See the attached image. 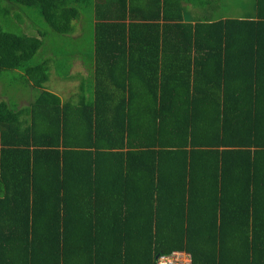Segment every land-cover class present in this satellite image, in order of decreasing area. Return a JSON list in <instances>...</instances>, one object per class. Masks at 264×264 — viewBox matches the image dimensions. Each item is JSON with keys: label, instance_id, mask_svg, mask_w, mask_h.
<instances>
[{"label": "trees", "instance_id": "16d2710c", "mask_svg": "<svg viewBox=\"0 0 264 264\" xmlns=\"http://www.w3.org/2000/svg\"><path fill=\"white\" fill-rule=\"evenodd\" d=\"M251 3L227 18L212 0H0V264H264V0ZM76 56L88 76L63 102L44 85Z\"/></svg>", "mask_w": 264, "mask_h": 264}, {"label": "rangeland", "instance_id": "374dc122", "mask_svg": "<svg viewBox=\"0 0 264 264\" xmlns=\"http://www.w3.org/2000/svg\"><path fill=\"white\" fill-rule=\"evenodd\" d=\"M218 2H220L219 6L222 7V11L220 13L219 10V6L217 5ZM212 0V6L214 5V7L216 9H218V13L217 10L215 12V15H218V17L220 15H225L227 18H245L246 16L250 15L251 10L253 12V5L251 3V0ZM217 5V6H216ZM9 10H11L12 15H14L15 13H18L14 8L9 6ZM19 14V13H18ZM194 14H197V16H203L202 11L200 10H196L194 12ZM21 16V21L19 23H21V27L24 31V33L27 36L30 37H35L37 39H41V35L38 33V31H43L41 30V27L36 25L35 22L29 18L28 16H26V14H24L23 12L20 13ZM35 24V25H34ZM72 27L75 30V34L71 37L70 41H72L73 43L80 39L82 37V29L84 27V23L83 22H74L72 23ZM52 35H50L51 38ZM80 47H83L85 45V42L83 40V38L80 39V41L78 42ZM49 45V40L47 39L44 42V46L42 49H47L45 52V57H47L48 55L51 54L50 49L48 47ZM48 47V48H47ZM64 47V46H61ZM42 49L40 51H42ZM58 52V50L56 51ZM61 52H73L72 50H70L69 48H66L65 50H59L58 54H60ZM53 61H55V58L52 57ZM51 68H52V72L49 75L48 81L45 83L44 88L46 91L53 93L54 95H57L61 98V100L63 102H67V100H76V96L79 94V87H80V83L82 82V80H84L85 78H87L88 73L86 68L83 66V61L78 57H74L72 60V68L70 70L69 73V80H63V78L61 77H57L55 75V69H56V64H50ZM75 77V78H74ZM26 78H28L26 76ZM29 80V79H28ZM35 79L30 81L29 80V86L30 89L32 87H36L35 84ZM24 85L20 84V86L17 87L19 94H18V103L20 104V107L23 106H29V104L33 101V91L31 89V91L27 88L26 90H24L23 88ZM2 85L0 84V101L1 100H6V96H2L1 93L2 91ZM15 90L12 88L8 89V95L11 96H15Z\"/></svg>", "mask_w": 264, "mask_h": 264}, {"label": "built area", "instance_id": "2783aa9c", "mask_svg": "<svg viewBox=\"0 0 264 264\" xmlns=\"http://www.w3.org/2000/svg\"><path fill=\"white\" fill-rule=\"evenodd\" d=\"M156 264H192V258L184 252H173L167 256H157Z\"/></svg>", "mask_w": 264, "mask_h": 264}, {"label": "crops", "instance_id": "0c3cea01", "mask_svg": "<svg viewBox=\"0 0 264 264\" xmlns=\"http://www.w3.org/2000/svg\"><path fill=\"white\" fill-rule=\"evenodd\" d=\"M88 73V72H87ZM80 93V92H79ZM59 97V96H58ZM60 98V97H59ZM61 99V98H60Z\"/></svg>", "mask_w": 264, "mask_h": 264}]
</instances>
